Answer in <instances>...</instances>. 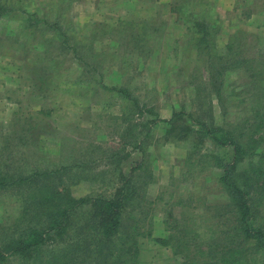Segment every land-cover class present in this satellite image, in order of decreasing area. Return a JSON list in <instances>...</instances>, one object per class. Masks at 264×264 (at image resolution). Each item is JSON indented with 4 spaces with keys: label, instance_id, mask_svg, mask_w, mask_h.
<instances>
[{
    "label": "rangeland",
    "instance_id": "374dc122",
    "mask_svg": "<svg viewBox=\"0 0 264 264\" xmlns=\"http://www.w3.org/2000/svg\"><path fill=\"white\" fill-rule=\"evenodd\" d=\"M2 1L14 11L0 17V170L71 167L43 184L81 198L115 197L131 181L140 194L124 213L130 229L138 228L139 264H180L183 254L155 238L172 231L171 215L193 214L200 225L213 214L208 206L224 198L215 157L233 153L186 135L183 124L193 121L184 111L238 129L248 118L263 121L264 0ZM34 15L41 18L35 26ZM196 21L211 26L209 49L198 41ZM220 63L229 67L224 94L234 92L224 111L212 75ZM141 160L145 184L141 169L131 172ZM32 186L0 188V248L15 228L36 226L35 205L25 200ZM86 208L70 216L63 239L51 236L45 252L81 234L96 212ZM2 255L0 264L36 262L34 254Z\"/></svg>",
    "mask_w": 264,
    "mask_h": 264
},
{
    "label": "trees",
    "instance_id": "16d2710c",
    "mask_svg": "<svg viewBox=\"0 0 264 264\" xmlns=\"http://www.w3.org/2000/svg\"><path fill=\"white\" fill-rule=\"evenodd\" d=\"M12 11L14 6L11 3L0 0V17ZM31 19L30 24L34 26L41 21L37 15ZM26 20L28 21L27 18ZM194 26L202 35L198 41L200 44L207 43L206 47L209 49L210 24L196 21ZM211 64L214 67V63ZM225 65L227 63L215 66V74H212L217 100L223 111L227 106L225 99L234 94L232 92L228 96L223 91L229 70V67L224 68ZM259 74H255V77ZM121 91L124 97L133 100L134 106L140 109L139 100L132 92L125 88ZM148 112L154 113L153 108L145 111V114ZM184 112L175 113L174 116L180 118L184 113L193 121V125L183 124L186 135L198 133L216 145L231 147L233 150L232 158L227 161L226 158L215 157L216 165L222 169L218 182L224 198L208 206V209L212 208L213 214H208L200 225L193 214L190 216L182 212L179 217L171 215L172 231L168 236L156 237L155 240L171 246L176 254H183L184 259L180 264H264V219H258L259 215L264 218V117L262 116L261 123L256 120L252 123L248 118V126L241 124L238 129L232 125L228 127L226 123L217 125L214 118L209 123L195 117L193 113ZM175 118L168 122H177ZM145 122L148 124L150 121ZM246 163L250 166L245 171L240 170ZM69 169L71 167L60 166L13 174L0 170V188H28L29 185H36L32 186V191L26 194L25 199L27 204L35 205L32 211L36 226H31L29 222L20 229L15 228L8 235L3 248H0L2 257L4 253L21 256L34 254L36 262H31L32 264H139L138 228L135 225L134 230L130 229L126 223L127 211H124L128 204L132 206L140 190L131 181H127L115 197L81 198L75 197L67 186L56 190L55 187L43 184L47 180L62 179V175ZM138 169L144 173L145 184L148 165L141 160L132 167L131 172ZM29 196L31 199H28ZM89 206H93L96 212L85 224L81 234L75 240L56 244L52 250L45 252L43 248L48 245L52 235L62 236L63 239L70 216ZM191 222L194 226H191ZM209 222L213 224L211 228L207 227ZM40 223L44 225L42 228L38 227ZM31 263L24 261L17 264Z\"/></svg>",
    "mask_w": 264,
    "mask_h": 264
}]
</instances>
